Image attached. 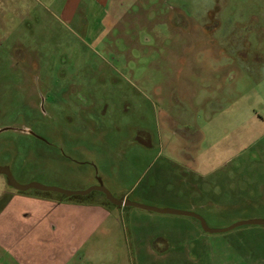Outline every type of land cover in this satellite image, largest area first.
Segmentation results:
<instances>
[{"label": "rangeland", "instance_id": "obj_1", "mask_svg": "<svg viewBox=\"0 0 264 264\" xmlns=\"http://www.w3.org/2000/svg\"><path fill=\"white\" fill-rule=\"evenodd\" d=\"M71 1L0 0V167L209 229L264 220V0ZM7 185L0 264H264V226Z\"/></svg>", "mask_w": 264, "mask_h": 264}, {"label": "water", "instance_id": "obj_2", "mask_svg": "<svg viewBox=\"0 0 264 264\" xmlns=\"http://www.w3.org/2000/svg\"><path fill=\"white\" fill-rule=\"evenodd\" d=\"M0 174H4L7 178L8 184L15 191H18V192H26L29 190H36L39 192L58 193V194H62L64 196H74V195L84 196V195L91 193L92 191L101 192L105 195L106 199L109 202H111L112 204L117 205V206L134 207V208H138V209H142V210L150 211V212H154V213H159V214H172V215L187 216V217L195 218V219L200 220L202 222V227L204 229V232L210 233V234L225 233V232H228L230 230H233L235 228H238V227H241L244 225L264 226V220H251V221L237 222V223L233 224L232 226H230L226 229H221V230L209 229L205 226V224L203 223V221L201 220L200 217L195 216V214H193L191 212H182V211H176V210H172V209H157V208L142 206V205H138L135 203H131L127 199L126 200H116L113 197H111L109 192L101 186L92 187L91 189H89L87 191L70 192V191H65L62 189L54 188V187L42 186V185L36 184V183H29L26 185L18 184L14 180L12 174L10 173V171L7 168H0Z\"/></svg>", "mask_w": 264, "mask_h": 264}, {"label": "crops", "instance_id": "obj_3", "mask_svg": "<svg viewBox=\"0 0 264 264\" xmlns=\"http://www.w3.org/2000/svg\"><path fill=\"white\" fill-rule=\"evenodd\" d=\"M74 1H76V3H75V7H73V3H74ZM99 1H102V0H99ZM78 3H79V0H72L71 1V4H69V5H66L65 6V8L63 9V11H62V13H63V15H65V17L67 18H72L73 16H74V14H75V12H76V9H77V6H78ZM72 5V6H71ZM24 201H25V203L26 202H29V201H27L26 200V198L23 200V203H24ZM24 203V204H25ZM5 206V208L4 209H6V208H8V206L9 205H3L2 206V208ZM1 208V209H2ZM0 209V210H1ZM0 217H1V213H0ZM7 222H8V224H7ZM42 223H43V220H42ZM11 225V223H9V221H6L4 218H0V228L2 227V226H4V227H7V226H10ZM42 225V224H41ZM33 232V231H32ZM36 233V232H35ZM43 235V226H42V228H41V230L37 233V235L39 236V235Z\"/></svg>", "mask_w": 264, "mask_h": 264}, {"label": "flooded vegetation", "instance_id": "obj_4", "mask_svg": "<svg viewBox=\"0 0 264 264\" xmlns=\"http://www.w3.org/2000/svg\"><path fill=\"white\" fill-rule=\"evenodd\" d=\"M19 130V129H18ZM18 130H16V129H14V128H12L11 126H4L3 128H2V130H0V134H2V133H4V132H18ZM21 131V130H20ZM19 133V132H18ZM20 134H24V135H27V136H32L31 134H29V133H23L22 131L20 132ZM0 168H7L6 166L4 167V166H1ZM8 169V168H7ZM9 170V169H8ZM10 171V170H9ZM11 173V172H10ZM1 176H3L4 178H5V181H6V184L8 183V181H7V178H6V176L4 175V174H0ZM7 187H9V188H12L9 184L7 185ZM13 189V188H12ZM14 190V189H13ZM18 192V191H17ZM101 193V192H100ZM103 194V193H102ZM119 200H122V199H119ZM124 200H126V199H124ZM114 205V204H113ZM114 206H117V205H114ZM117 207H119V208H125V206H117Z\"/></svg>", "mask_w": 264, "mask_h": 264}, {"label": "trees", "instance_id": "obj_5", "mask_svg": "<svg viewBox=\"0 0 264 264\" xmlns=\"http://www.w3.org/2000/svg\"><path fill=\"white\" fill-rule=\"evenodd\" d=\"M40 193H42V192H40Z\"/></svg>", "mask_w": 264, "mask_h": 264}]
</instances>
